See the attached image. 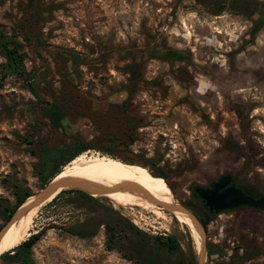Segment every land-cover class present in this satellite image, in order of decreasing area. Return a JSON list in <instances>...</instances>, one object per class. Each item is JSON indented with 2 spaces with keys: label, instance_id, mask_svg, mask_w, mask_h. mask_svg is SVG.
<instances>
[{
  "label": "rangeland",
  "instance_id": "374dc122",
  "mask_svg": "<svg viewBox=\"0 0 264 264\" xmlns=\"http://www.w3.org/2000/svg\"><path fill=\"white\" fill-rule=\"evenodd\" d=\"M172 51L183 57H163ZM73 142L87 149L50 183L80 156L101 155L162 169L166 178L152 175L184 204L224 173L264 194V0H0V230ZM92 197L70 192L39 208L34 264H145L142 254L197 264L181 214ZM81 224L95 234L69 231ZM204 228V264H264V210L222 211Z\"/></svg>",
  "mask_w": 264,
  "mask_h": 264
},
{
  "label": "bare ground",
  "instance_id": "6f19581e",
  "mask_svg": "<svg viewBox=\"0 0 264 264\" xmlns=\"http://www.w3.org/2000/svg\"><path fill=\"white\" fill-rule=\"evenodd\" d=\"M163 180L131 164L117 163L101 155H82L48 184L38 199H35L34 206L3 231L0 236V254L17 246L32 234L39 208L51 201L63 188H78L95 197L107 196L122 205H137L150 210L163 208L179 213L189 228L192 227L193 231H190L194 242L196 246H200V236L193 222L188 214L179 208L173 193ZM34 198V194L30 195L21 207L32 202Z\"/></svg>",
  "mask_w": 264,
  "mask_h": 264
},
{
  "label": "trees",
  "instance_id": "16d2710c",
  "mask_svg": "<svg viewBox=\"0 0 264 264\" xmlns=\"http://www.w3.org/2000/svg\"><path fill=\"white\" fill-rule=\"evenodd\" d=\"M1 45H2V47L4 49V51H5V56L8 57L10 60H14V57H15L14 54L16 53V48L15 47H9L8 46V41H3ZM163 57H165V58H182L183 56L180 53L176 52V51H172V52H166L165 54H163ZM51 108L52 109L48 110L49 118H50V121H51L53 127L57 128V127L60 126V120L63 117V114H61V112L56 107L52 106ZM73 145H74V142L71 143V145L68 146V147H70V149L60 148V149H58L56 151V155L54 156L55 160H52V161H57V162H56V164L54 166H52L48 170V173H47V175L45 177V181L42 183L41 187H43L44 184L49 182L52 179V177L57 172L60 171V166L61 165L65 164L67 162L69 163L73 159V157H76L77 153H79L80 149L81 150H86L87 149L86 145H82V146H77L80 149L77 150V151H74L75 148L73 147ZM111 156L114 157V155H111ZM146 167L150 170V172L152 174H154L156 176H160V177L166 178V175L164 174L162 169H158L157 171H153L148 166H146ZM70 192H77V193L82 194L83 197H85L87 199H94L92 196H90V195H88V194H86L84 192H81L80 190H68V189L66 190V189H64L60 193H58L49 203L54 202L60 196H62L64 194H67V193H70ZM29 196H30V193L28 191H23L22 193L18 194L17 202L9 210V212L7 213L6 219H9L11 217V215L14 213V211L19 207V205L22 204L23 202H25V200ZM188 204H189V206H191L190 205L191 204L190 201H189ZM196 215H197V217L199 218V220L201 221V223L203 224L204 227H206V225L212 220V218L214 216V214H211V213H209L206 210L196 211ZM103 223L105 224V226L108 229V231H112L114 229V224H112L110 222H103ZM126 225H127L128 229L136 230V228L132 224L127 223ZM96 228H97V225L96 226H91L90 224H81L77 228H74L72 230L70 228L69 231L71 233L79 236V237H87V236L95 234ZM43 230H44V228L40 229L39 231H37L35 233H32L28 238H26L24 241L19 243L17 246L12 247V248H10L7 251L2 252L0 254V258L3 259V260H8V261H19L21 264H34L32 259H31V256H30L31 249H32V246L34 245V243L42 235ZM111 235H112V233L110 234L109 240H111ZM139 239H141V238H139ZM152 239H153V242L155 244L160 245L161 247H163L167 251H174L177 248V246H178V242H177V240H176V238L174 236H170V235H168V236H159V235H156V236H153ZM142 256H144V258H145L144 259V263L145 264H159L155 260V258H153L151 256H146L144 254H142ZM188 264H193V261H189Z\"/></svg>",
  "mask_w": 264,
  "mask_h": 264
},
{
  "label": "water",
  "instance_id": "95a60500",
  "mask_svg": "<svg viewBox=\"0 0 264 264\" xmlns=\"http://www.w3.org/2000/svg\"><path fill=\"white\" fill-rule=\"evenodd\" d=\"M233 181H234V176L232 174L224 173L221 174L216 180L212 181L210 183V187L205 188L202 186H196L195 191L199 192L200 197L203 199L204 204L208 207V209L216 213L226 210H233L235 208H239L242 206H249L255 209L264 210V194H262L261 192L255 189L244 190L241 187L232 184ZM47 187L48 184H45L42 188H40L38 191L33 193L34 196H36V198H34L32 202H29L23 207H21L23 203L19 205V207L14 211V213L9 218L8 222L0 230V236L3 233V231L10 226L12 222L19 219L29 208L34 206L35 199H38V196ZM64 189L67 190V189H78V188H63L62 190ZM62 190H60L58 193H60ZM177 204L181 210H183L185 213L188 214L200 236V247L199 249H197V264H204L205 228L201 223V221L198 219V217L194 214V212H192L184 203L177 202Z\"/></svg>",
  "mask_w": 264,
  "mask_h": 264
},
{
  "label": "flooded vegetation",
  "instance_id": "af4514ba",
  "mask_svg": "<svg viewBox=\"0 0 264 264\" xmlns=\"http://www.w3.org/2000/svg\"><path fill=\"white\" fill-rule=\"evenodd\" d=\"M232 184H235L236 186H239V187H241L242 189H244V190H248V189H255V188H253V187H249V186H244V185H242V184H240V183H238L237 182V180H236V178L234 177V181L232 182ZM196 186H202V185H196ZM196 186H194L193 187V189H192V198L194 199L193 200V203H191L190 205L194 208V210L192 209V207L191 206H189V202L187 201V203H185V205L192 211V212H194V214L196 215V211H201V210H206V211H208L209 213H211V214H216V212H214V211H210L209 209H208V207L204 204V201H203V199L200 197V195H199V192H196L195 191V187ZM202 187H205V188H207V187H210V184L208 185V186H202ZM256 190V189H255ZM197 216V215H196ZM199 219V218H198ZM131 221H134L133 219H130Z\"/></svg>",
  "mask_w": 264,
  "mask_h": 264
}]
</instances>
